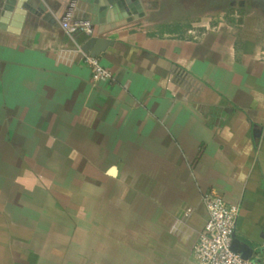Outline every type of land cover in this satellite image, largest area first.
Masks as SVG:
<instances>
[{
  "label": "crops",
  "instance_id": "1",
  "mask_svg": "<svg viewBox=\"0 0 264 264\" xmlns=\"http://www.w3.org/2000/svg\"><path fill=\"white\" fill-rule=\"evenodd\" d=\"M69 2L0 23V264H196L210 191L264 264V0H142L101 35L106 82Z\"/></svg>",
  "mask_w": 264,
  "mask_h": 264
},
{
  "label": "built area",
  "instance_id": "2",
  "mask_svg": "<svg viewBox=\"0 0 264 264\" xmlns=\"http://www.w3.org/2000/svg\"><path fill=\"white\" fill-rule=\"evenodd\" d=\"M71 6L72 4L61 18V27L68 34L78 31L89 34L88 23L72 19ZM78 52L88 67L93 82H106L112 79L111 73L101 65L98 57L89 56L81 48ZM201 200L206 220L193 247V258L196 264H257L252 259H243L239 253L231 249L238 215L237 206L229 204L222 195L212 191L203 194ZM189 211V209L186 210L184 217ZM177 222V226L181 227V222Z\"/></svg>",
  "mask_w": 264,
  "mask_h": 264
},
{
  "label": "water",
  "instance_id": "3",
  "mask_svg": "<svg viewBox=\"0 0 264 264\" xmlns=\"http://www.w3.org/2000/svg\"><path fill=\"white\" fill-rule=\"evenodd\" d=\"M89 5L86 16L74 21L86 22L89 25L90 33L86 34L87 40L82 44L81 49L84 53L92 57H98L106 47L111 46L112 42L101 37L102 34L111 29L132 22L141 11L142 0H80ZM2 11L0 23H7L11 20V28L9 32H17V28L21 27L24 21L31 16L41 17L43 21L53 25L56 23L45 6L46 0H1ZM45 2V3H44ZM74 4V0L69 2ZM69 6H67L68 8ZM67 10V9H66ZM62 14V17L66 13ZM61 21V19H60ZM94 26H98V36H91ZM231 249L237 252L245 260L250 259L253 253L252 248L240 244L233 234ZM264 253V249L260 251ZM257 264H261L260 260L253 259Z\"/></svg>",
  "mask_w": 264,
  "mask_h": 264
},
{
  "label": "rangeland",
  "instance_id": "4",
  "mask_svg": "<svg viewBox=\"0 0 264 264\" xmlns=\"http://www.w3.org/2000/svg\"><path fill=\"white\" fill-rule=\"evenodd\" d=\"M200 2H201V1H200ZM200 2H199V3H200ZM172 3H173V2H172ZM167 7H168V8L165 9V6L163 5L162 9L164 8V9L166 10V11L164 10V12L167 13V14H168L169 12H171L172 14H170V16H172V15L175 16L174 13H173V11H174L175 9H176V11H177L178 7L175 8V5H174V4L168 5ZM201 9H202V6L199 4V10H201ZM187 12H189V11H187ZM189 13H190V12H189ZM167 14H166V15H167ZM172 23H175V21H165V22H164V21H161V24H162V25H161V24H160V25H161L162 27L165 26L166 24H167L168 26H170V25H172Z\"/></svg>",
  "mask_w": 264,
  "mask_h": 264
}]
</instances>
